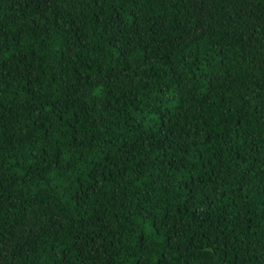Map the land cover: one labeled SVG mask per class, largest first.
<instances>
[{"label":"trees","instance_id":"trees-1","mask_svg":"<svg viewBox=\"0 0 264 264\" xmlns=\"http://www.w3.org/2000/svg\"><path fill=\"white\" fill-rule=\"evenodd\" d=\"M0 264H264V0H0Z\"/></svg>","mask_w":264,"mask_h":264}]
</instances>
